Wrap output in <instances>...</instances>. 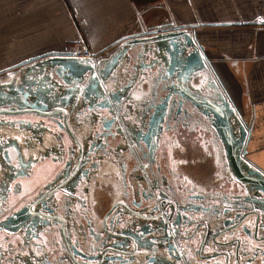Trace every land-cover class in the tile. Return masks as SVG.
<instances>
[{"label":"flooded vegetation","instance_id":"af4514ba","mask_svg":"<svg viewBox=\"0 0 264 264\" xmlns=\"http://www.w3.org/2000/svg\"><path fill=\"white\" fill-rule=\"evenodd\" d=\"M129 47L0 77V264H264V177L237 131L227 150L226 93Z\"/></svg>","mask_w":264,"mask_h":264},{"label":"crops","instance_id":"0c3cea01","mask_svg":"<svg viewBox=\"0 0 264 264\" xmlns=\"http://www.w3.org/2000/svg\"><path fill=\"white\" fill-rule=\"evenodd\" d=\"M164 26H184L200 44L248 124L247 160L264 172V0H0V77L36 56L73 52L80 39L100 55Z\"/></svg>","mask_w":264,"mask_h":264},{"label":"water","instance_id":"95a60500","mask_svg":"<svg viewBox=\"0 0 264 264\" xmlns=\"http://www.w3.org/2000/svg\"><path fill=\"white\" fill-rule=\"evenodd\" d=\"M154 33L155 36H144V37L132 36L126 38L128 39L127 43L130 44L128 45L127 50L130 48L129 46H132V49L136 48L138 45L139 47L142 48L145 46L146 42L150 43L151 41L155 40L157 41L156 46L159 47L165 46L167 48H170V50L175 49L174 54L176 60L179 61L181 59L180 62L183 65L189 64L190 66L195 68L196 71H200V70L203 71L205 68L208 67V62L201 50L200 44L197 42V40L193 35L189 34L188 31L185 30L184 26H176V27L164 26L162 30H159L158 32H154ZM186 41H188L189 44ZM183 46L184 49H181V47ZM179 48H180V52L177 53V50H179ZM43 61H54L52 63L64 64V66L66 65V67L70 69V67H74L77 62L78 64H80L81 62H86L88 60L72 57L70 52H65L64 54L51 53V54H45L43 56H36L34 58L28 59L22 62L18 67H22L21 65L24 64L25 65L29 64L28 68L32 67L31 69H29V71H32L34 70L33 67L40 64ZM202 62L203 64H201ZM31 64L33 65L31 66ZM226 107H227V111L224 114H219L218 118L220 121H222V127L224 128L222 130V133L224 136V140L226 141L227 150L229 154L232 155L231 150L228 148V143L232 139L231 138L233 136L232 131H237L239 133V145H241L242 148L241 157H243L245 161L249 162L246 157V148H247L248 140L250 138V131L248 129V124L243 120V118H241L237 114V112L235 111V109L233 108V106L230 104L229 101L226 104ZM213 110L214 111L212 112L216 116V112H218V109L214 107ZM232 126L234 127L233 130L231 129ZM256 170L259 174H261L264 177V172L262 170H260L259 168H257Z\"/></svg>","mask_w":264,"mask_h":264},{"label":"built area","instance_id":"2783aa9c","mask_svg":"<svg viewBox=\"0 0 264 264\" xmlns=\"http://www.w3.org/2000/svg\"><path fill=\"white\" fill-rule=\"evenodd\" d=\"M76 50L74 51L73 55L80 57V58H85V59H92L95 58L96 56H98V53H95L92 48L91 45L87 42H85L84 40H78L76 42Z\"/></svg>","mask_w":264,"mask_h":264},{"label":"rangeland","instance_id":"374dc122","mask_svg":"<svg viewBox=\"0 0 264 264\" xmlns=\"http://www.w3.org/2000/svg\"><path fill=\"white\" fill-rule=\"evenodd\" d=\"M82 40H84L85 42H87V43H89L91 45L90 41H88L87 39H82Z\"/></svg>","mask_w":264,"mask_h":264}]
</instances>
